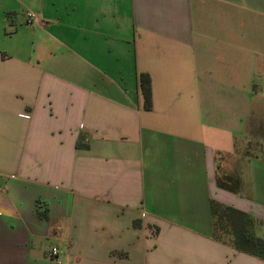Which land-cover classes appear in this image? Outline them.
I'll use <instances>...</instances> for the list:
<instances>
[{"label":"crops","instance_id":"crops-1","mask_svg":"<svg viewBox=\"0 0 264 264\" xmlns=\"http://www.w3.org/2000/svg\"><path fill=\"white\" fill-rule=\"evenodd\" d=\"M212 203L264 238V0H0V264H264Z\"/></svg>","mask_w":264,"mask_h":264},{"label":"trees","instance_id":"trees-1","mask_svg":"<svg viewBox=\"0 0 264 264\" xmlns=\"http://www.w3.org/2000/svg\"><path fill=\"white\" fill-rule=\"evenodd\" d=\"M138 87L142 97L143 108H151L150 78L147 74L138 75ZM220 186L221 184L218 183ZM214 231L216 232V218L223 224L222 233L231 245L238 251L264 258V238H258L253 233L254 221L245 213L229 206L211 204ZM134 226L135 223H134ZM214 232V233H215ZM216 236V234H215ZM219 233V237H220ZM225 236H228L225 237Z\"/></svg>","mask_w":264,"mask_h":264},{"label":"rangeland","instance_id":"rangeland-1","mask_svg":"<svg viewBox=\"0 0 264 264\" xmlns=\"http://www.w3.org/2000/svg\"><path fill=\"white\" fill-rule=\"evenodd\" d=\"M224 181H226V180H224ZM221 182L224 183V184L227 183V182H223V181H221ZM233 186H234V182L231 181L230 184L228 185V187H233ZM222 226H223V224L220 222V220L218 221V219L216 218V232H215L216 237H219V233H220V235H221L220 237L224 238L223 233L221 231L222 230ZM225 237L228 238V236H225Z\"/></svg>","mask_w":264,"mask_h":264},{"label":"built area","instance_id":"built-area-1","mask_svg":"<svg viewBox=\"0 0 264 264\" xmlns=\"http://www.w3.org/2000/svg\"><path fill=\"white\" fill-rule=\"evenodd\" d=\"M55 254H56V249L53 248V249H52V255H55Z\"/></svg>","mask_w":264,"mask_h":264}]
</instances>
